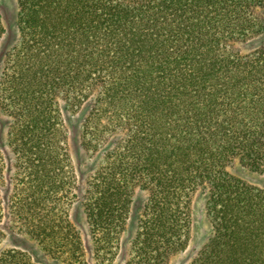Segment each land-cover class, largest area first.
<instances>
[{
    "label": "trees",
    "instance_id": "16d2710c",
    "mask_svg": "<svg viewBox=\"0 0 264 264\" xmlns=\"http://www.w3.org/2000/svg\"><path fill=\"white\" fill-rule=\"evenodd\" d=\"M17 1L20 37L0 79L17 183L10 205L0 195V219L11 208L12 227L45 256L48 241L70 234L61 99L88 109L82 146L101 167L82 200L100 246L140 187L135 264L166 262L190 240L200 191L212 233L191 264H264V188L229 171L238 161L264 174V42L242 50L264 34V0ZM3 166L0 156V183ZM33 255L0 253V264Z\"/></svg>",
    "mask_w": 264,
    "mask_h": 264
},
{
    "label": "rangeland",
    "instance_id": "374dc122",
    "mask_svg": "<svg viewBox=\"0 0 264 264\" xmlns=\"http://www.w3.org/2000/svg\"><path fill=\"white\" fill-rule=\"evenodd\" d=\"M18 1L0 0V17L5 28V36L0 42V79L2 76L3 63L7 53L17 44L19 40L18 30ZM259 17L264 21V9L258 10ZM261 42H264V34L259 42L244 47L242 50L248 52L254 50ZM61 110L68 137V149L71 166L65 170L69 175L67 188L70 189L72 200L67 203L66 211L62 219L67 224L68 234L66 240L64 230L60 232L57 239L47 242L45 245L51 248V253L45 256L41 250L38 240L32 236L12 227L8 221L12 209L9 207L4 211L0 219V253L27 249L33 252L32 262L34 264H135L137 255L135 243L141 231L140 222L144 218L148 192L140 187L128 190L127 205L122 213V219L114 226L112 236L104 247L99 245L101 232L92 228L87 217L86 204L82 198L90 187V176L101 166H95L96 160L90 159L82 146V126L87 117L88 109H78L65 101L59 99ZM11 118L0 106V156L4 162V181L0 183V195L5 203L10 205L15 194L17 183V166L15 155L10 146ZM232 175L247 182L248 184L264 188V174H258L242 167L237 161L229 168ZM206 194L197 191L190 201L191 233L186 247L168 257L162 264H191L197 252L211 236L210 218L206 211ZM122 221V222H121ZM73 238V240H72ZM78 243V250H72L73 243Z\"/></svg>",
    "mask_w": 264,
    "mask_h": 264
}]
</instances>
